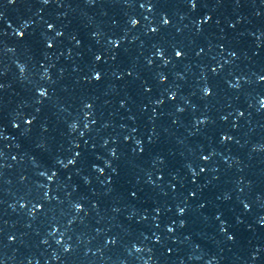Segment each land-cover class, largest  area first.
<instances>
[{"label": "water", "instance_id": "water-1", "mask_svg": "<svg viewBox=\"0 0 264 264\" xmlns=\"http://www.w3.org/2000/svg\"><path fill=\"white\" fill-rule=\"evenodd\" d=\"M0 264H264V0H0Z\"/></svg>", "mask_w": 264, "mask_h": 264}, {"label": "snow or ice", "instance_id": "snow-or-ice-1", "mask_svg": "<svg viewBox=\"0 0 264 264\" xmlns=\"http://www.w3.org/2000/svg\"><path fill=\"white\" fill-rule=\"evenodd\" d=\"M176 55H177V56H180V55H181V53H180V52H177V53H176Z\"/></svg>", "mask_w": 264, "mask_h": 264}]
</instances>
